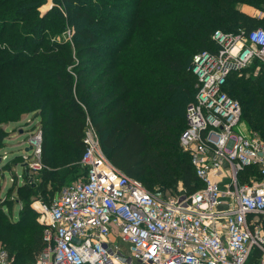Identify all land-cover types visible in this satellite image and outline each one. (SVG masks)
<instances>
[{
	"label": "trees",
	"instance_id": "1",
	"mask_svg": "<svg viewBox=\"0 0 264 264\" xmlns=\"http://www.w3.org/2000/svg\"><path fill=\"white\" fill-rule=\"evenodd\" d=\"M45 1L0 0V147L2 125L38 117L39 185L58 192L76 168L87 173L81 159L89 118L111 163L151 192L200 188L180 146L196 94L194 55L215 47V30L264 26L239 9L264 0H56L40 14ZM67 23L72 41L54 39ZM249 72L230 74L224 89L240 101L246 128L264 135V64L255 61ZM36 215L28 201L17 218L0 206V247L17 264H32L46 245Z\"/></svg>",
	"mask_w": 264,
	"mask_h": 264
},
{
	"label": "built area",
	"instance_id": "2",
	"mask_svg": "<svg viewBox=\"0 0 264 264\" xmlns=\"http://www.w3.org/2000/svg\"><path fill=\"white\" fill-rule=\"evenodd\" d=\"M212 39L215 47L193 58L196 94L180 136L202 186L151 192L111 163L87 118L85 177L33 204L46 245L32 264H264V140L224 89L233 72L264 64V26L218 29ZM29 141L38 159L30 165L41 167L40 126ZM0 264H17L3 247Z\"/></svg>",
	"mask_w": 264,
	"mask_h": 264
},
{
	"label": "rangeland",
	"instance_id": "3",
	"mask_svg": "<svg viewBox=\"0 0 264 264\" xmlns=\"http://www.w3.org/2000/svg\"><path fill=\"white\" fill-rule=\"evenodd\" d=\"M55 5H57L56 0H46L39 7L38 11L40 14H45ZM239 9L248 14L257 16L264 21V1L258 6L242 3L239 4ZM64 14L66 15V13ZM65 27L66 30H72L73 36V27H70L68 23ZM53 38L57 41H62L64 39V33H57ZM253 64L237 73L242 74L245 72V76L248 77L250 75L249 69ZM258 70L259 66L255 67V72ZM1 127L6 132V136L0 147V206H2L3 210L7 211L11 217L17 218L26 204V201L30 202L33 208V204L36 201L42 199L48 202L47 200L50 196L55 195L57 191L53 189V184H48L46 191H44L39 185L42 176L41 170L44 168L43 165L37 168L31 167L30 165L31 162L38 160L34 156L33 149L27 150V147L30 145V137L37 133L38 122H34V118L28 116V119L24 118L20 122L4 124ZM243 128L244 125H242V129ZM252 131L264 140V135L259 131ZM84 172L83 166L76 168L72 174L74 179L71 183L84 178ZM25 186H29L32 193L26 192ZM36 220L42 224L43 217L41 213L37 212ZM120 242L124 248L127 249L128 244L123 243L122 240H120Z\"/></svg>",
	"mask_w": 264,
	"mask_h": 264
},
{
	"label": "crops",
	"instance_id": "4",
	"mask_svg": "<svg viewBox=\"0 0 264 264\" xmlns=\"http://www.w3.org/2000/svg\"><path fill=\"white\" fill-rule=\"evenodd\" d=\"M28 116H31L32 118H34V122H38V128H39V126H40V124H39V118L36 117L34 114H27V115L24 116V118L28 119Z\"/></svg>",
	"mask_w": 264,
	"mask_h": 264
},
{
	"label": "water",
	"instance_id": "5",
	"mask_svg": "<svg viewBox=\"0 0 264 264\" xmlns=\"http://www.w3.org/2000/svg\"><path fill=\"white\" fill-rule=\"evenodd\" d=\"M32 149V144H30L28 147H27V150H31Z\"/></svg>",
	"mask_w": 264,
	"mask_h": 264
}]
</instances>
